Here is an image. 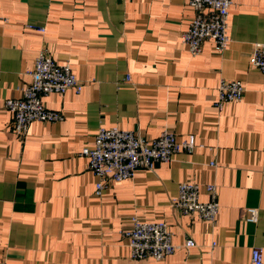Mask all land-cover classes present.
Listing matches in <instances>:
<instances>
[{"label": "crops", "instance_id": "obj_1", "mask_svg": "<svg viewBox=\"0 0 264 264\" xmlns=\"http://www.w3.org/2000/svg\"><path fill=\"white\" fill-rule=\"evenodd\" d=\"M194 15L188 0H0V264H251L254 247L264 252V72L250 62L264 42V0H233L221 52L206 40L190 53L182 34ZM42 49L83 87L45 96L64 119L32 122L20 137L5 103L22 95ZM221 80L241 81L243 99L217 108ZM101 126L149 139L195 134L198 146L97 195L81 152ZM188 180L203 201L205 185H217L214 224L173 205ZM133 216L166 221L173 243L195 245L132 258L121 231Z\"/></svg>", "mask_w": 264, "mask_h": 264}, {"label": "built area", "instance_id": "obj_2", "mask_svg": "<svg viewBox=\"0 0 264 264\" xmlns=\"http://www.w3.org/2000/svg\"><path fill=\"white\" fill-rule=\"evenodd\" d=\"M195 15L189 28L183 32L182 41L194 56L202 52L203 43L212 40L217 52L225 50L230 42L229 16L233 0H188ZM251 64L264 72V42L254 45L250 56ZM31 81L17 98L6 100L5 107L12 113L14 130L20 137L27 134L32 122H59L64 119L61 112L46 107L44 98L51 93L63 95L69 89L81 92L83 82L73 72L69 63L59 64L52 53L42 49L37 54L29 72ZM130 79V76H127ZM245 86L239 80H221L214 104L222 109L225 104L243 99ZM198 146L195 134L179 140L175 133L164 130L158 137L146 138L133 130L118 126H101L92 147L83 148L81 154L89 160V168L97 178L96 194L101 195L111 182L133 178L139 168L152 169L157 162H170L181 151L194 152ZM215 166L214 162L210 163ZM209 196L201 200V186L195 181H183L172 203L189 216L214 224L220 211L219 191L214 183L205 185ZM245 220L255 222L259 209H246ZM128 240L132 258H154L161 260L182 246L192 247L195 241L188 238L183 245L173 243V232L166 221H145L132 217L131 227L121 231ZM251 264H264L261 247L251 251Z\"/></svg>", "mask_w": 264, "mask_h": 264}]
</instances>
